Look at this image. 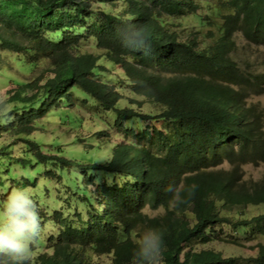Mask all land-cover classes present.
<instances>
[{
	"label": "trees",
	"instance_id": "1",
	"mask_svg": "<svg viewBox=\"0 0 264 264\" xmlns=\"http://www.w3.org/2000/svg\"><path fill=\"white\" fill-rule=\"evenodd\" d=\"M186 15L195 16L199 27L184 34L176 20ZM238 37L255 51L264 50V0H0V46L27 54L30 69L38 61L49 64L7 93L5 102L14 104L3 131L23 136L25 152L35 165L52 166L46 174L53 180L61 179L57 168L73 165L113 178L108 184L86 176L76 197L65 201L67 208L45 213L38 205L42 226L50 229L38 240L46 249L33 247L29 264H101L93 260L99 256L110 258L105 264H135L136 241L146 228L161 231L165 264H264L262 244L251 247L255 255L246 258L197 248L214 242L240 247L238 236L248 242L264 237V213H244L264 205V175L247 180L243 170L264 163L263 111L248 102L264 95V56L258 64L238 59ZM83 38L102 53L81 52ZM101 58L121 70L130 93L160 112L119 107V90L100 80ZM73 93L111 111L121 132L104 163L81 165L42 153L40 145L25 139L35 121L72 103ZM132 120L160 124L122 128ZM17 162L31 164L24 158ZM193 184L197 188L186 203L168 204L173 192L183 195L180 190ZM169 185L172 190L165 191ZM146 208L162 213L150 217Z\"/></svg>",
	"mask_w": 264,
	"mask_h": 264
},
{
	"label": "rangeland",
	"instance_id": "2",
	"mask_svg": "<svg viewBox=\"0 0 264 264\" xmlns=\"http://www.w3.org/2000/svg\"><path fill=\"white\" fill-rule=\"evenodd\" d=\"M209 1L212 3L213 0ZM204 4L205 2H203V5ZM99 7L100 6L97 4H93L92 6L95 12L98 11ZM103 8L107 11H111L109 7ZM90 21L94 20L92 19ZM176 21L182 23L184 34L191 29H197V27H199V22L193 15H186L182 19L179 18ZM179 28V26L176 27L177 30ZM207 28V26H202L203 31ZM52 37L57 38L58 35L55 34ZM80 43L81 52H89L94 55H100L102 53V51L94 47V43L91 39L83 38ZM236 47V56L241 60H249L248 62L255 61V64H258L260 59L264 56L263 48H259L255 51L252 45L248 44L240 37L236 40ZM26 58L27 54L25 53L13 52L0 46V103H4V106L0 109V206L3 205V202L6 200L13 187L27 186L33 189L34 198L38 202L37 205H42L41 209H47L45 213H49L53 210L62 209L64 207L67 208L68 204H66L65 201L76 197L73 195V192L83 188V183L85 182L84 178L86 176L96 175L98 182L105 180L108 184L113 181V178L110 175H103L91 170L85 171L88 174L85 175V172L73 165L71 167L57 168V175L60 176L61 179L57 181L55 180V176L53 180L48 176V172L54 170L52 166L47 164L35 165V159L25 152V143L24 140H22L23 136L3 131L2 126H7L8 123L12 121L10 108L14 104L13 102H5L10 96V94L7 93L14 91L17 88L16 85L33 80L49 66L45 61H38L36 67L30 69L31 64L24 62L27 61ZM21 61H23L25 65H23ZM99 65L104 69V76L102 75L100 80L105 81L110 87L119 90L121 95V99L118 102L119 107L128 106L134 111L142 114L149 113L151 115H157L160 112L159 108L151 105L144 98L135 96L129 92L124 82L121 83L123 78L121 70L109 64L105 58L100 59ZM258 68L261 69V66L258 65ZM32 93L35 94L37 92ZM32 93L28 94L31 95ZM131 99L133 102H131ZM72 100V103H63L60 108L52 109L45 114L43 118L35 121V130H33L29 136H25V139H29L40 145L42 153L50 152L55 155L57 154L67 159L76 160L81 165L88 163H104L110 158L112 147L119 144L122 140L120 137L121 132L117 131L113 125L115 119L113 118L112 112L102 110L95 101L79 93H73ZM248 102L256 103L259 108L262 109L264 131V95L252 96ZM37 105L38 103L35 107H37ZM149 124L159 127L160 122L157 120L151 123L147 120L145 122L132 120L122 122L121 125L123 129H130L137 125L143 128L145 125ZM97 131H105V134L101 135V137H97L95 136V132ZM21 158L31 161V164L27 163L25 166L20 165L17 161H20ZM31 165L32 167H30ZM243 170L245 179L257 181L264 175V163L258 167L246 165L243 167ZM54 173L56 174V172ZM121 178L120 176L117 180ZM126 179H129V176H127ZM89 190L93 191L94 187L89 186L88 191ZM56 199L63 200V202L54 203L53 200ZM43 201L44 203H42ZM82 206L83 205L70 204L69 207L74 208ZM144 213L152 217L162 213V210L152 211L146 208L144 209ZM244 213L247 217L262 214L264 213V205L248 207ZM44 227H47V229H42L39 241H44L46 234L49 233L48 231L50 228H48L47 223L43 225V228ZM225 232L230 233L229 230H225ZM238 238L242 241L240 247L214 242L197 248H209L220 251L224 256L246 258L255 255L251 247L256 244L264 245V237H256L251 242L245 241L242 236H238ZM39 241L34 245V252L44 251L46 249L43 245V247L40 248ZM93 260L105 264L109 263L110 258L107 256H99L94 257Z\"/></svg>",
	"mask_w": 264,
	"mask_h": 264
},
{
	"label": "clouds",
	"instance_id": "3",
	"mask_svg": "<svg viewBox=\"0 0 264 264\" xmlns=\"http://www.w3.org/2000/svg\"><path fill=\"white\" fill-rule=\"evenodd\" d=\"M172 187L167 186L165 191H171ZM196 188L195 184L185 186L180 190L183 195L173 192L168 204L175 208L186 203ZM42 229L33 189L27 186L13 187L0 206V264H29ZM164 251L161 231L146 228L138 235L133 259L135 264H165Z\"/></svg>",
	"mask_w": 264,
	"mask_h": 264
}]
</instances>
